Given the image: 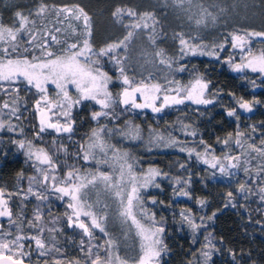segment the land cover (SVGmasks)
I'll use <instances>...</instances> for the list:
<instances>
[{
	"label": "trees",
	"instance_id": "trees-1",
	"mask_svg": "<svg viewBox=\"0 0 264 264\" xmlns=\"http://www.w3.org/2000/svg\"><path fill=\"white\" fill-rule=\"evenodd\" d=\"M240 1L198 0L197 4L201 2L203 7L200 10L192 8L197 13L192 16L183 7H178L181 5L179 0H0V24L11 28L19 26L16 13L20 12L29 21H35V24L29 23L26 27L33 34L39 33V38L47 34L44 37L46 39L49 33L57 36L59 43L49 41L50 50L54 53L83 39L81 21L70 16L63 19L61 14L56 15L55 9L65 6L83 8L91 18V41L97 50L109 43L123 41L130 30L134 35L136 29L130 26L136 22L143 24L146 20L149 24L147 31L141 28L137 36L147 42L146 32L157 37V48L171 58L174 66H183L187 76L200 77L208 84L206 96L214 102L202 109L171 111L165 121L158 125L148 117L142 118L130 113L116 122L120 129L124 128L127 121L140 123L143 129L150 125L157 126L165 134H169L172 128L189 126L190 131L195 132L194 138L199 148H205L216 156L229 152L238 157L237 171L226 176L180 151L155 150L148 154L145 149L138 153L137 159H141L143 166L153 165L162 173V178L156 184L159 187L148 189L140 196L143 213L154 214L157 224L165 229L163 241L167 251L160 257V264H204L201 251L206 243L205 236H209L219 249L213 251L208 264H264V200L261 199L264 195L261 192V188H264V155L249 147H264V78L254 75L255 82L250 83L245 76L228 68L220 59L210 58L207 54L191 56L187 49L182 54L180 44L183 38L189 46H199L204 52L215 53L223 45L224 37L238 30L264 31V0H256L257 10L254 14L251 11L246 13V23L241 18L244 13L236 7V2ZM214 2L219 5L216 7ZM41 4L47 5L48 10L42 15H36ZM117 8L131 10L136 15L130 17L125 11L119 17L114 16ZM255 14L259 19H255ZM28 39V34L23 33L14 42L0 41V59L17 56L31 59L40 56V51L27 43ZM133 41L131 38L127 42L131 45ZM13 45L16 47L15 52ZM4 48H8L11 57L4 55ZM25 48H29V51L24 52ZM123 53V49L118 51V58ZM110 61L107 57L99 58L102 70L112 78L108 87L113 95L112 106L119 110L122 86ZM5 99L0 94L2 111L1 104ZM35 99V94L30 102H27L26 97H19L16 100L18 111L24 108L29 110ZM242 101L252 104V111L241 109L239 103ZM97 109L93 101H84L74 109L73 117L81 131L91 128L90 115ZM231 110H235V116L227 114ZM28 112V119L33 122L34 112L32 109ZM10 120L18 123V130L25 126L23 117H11ZM26 131L29 137L35 136L32 124L27 126ZM0 135V188L12 194L9 207L13 217L17 212L16 203L20 201L18 186L24 188L30 181L32 165L17 147L19 134L9 131L6 125ZM35 138L36 143L50 147L52 158L61 160L64 140L49 137L48 142H45L44 138ZM237 139L240 140L239 144L236 143ZM54 148L58 150L54 151ZM69 156H65L66 160ZM79 167L85 170L88 168L85 163ZM242 184L245 186L244 192L239 191ZM179 191H186L189 195H179ZM228 193H232L231 198ZM201 200L205 202L203 205L200 204ZM182 211L197 224H201L195 233L187 223L182 222ZM56 214L60 213L56 210ZM141 219L147 220L145 215H141ZM230 253H235V258Z\"/></svg>",
	"mask_w": 264,
	"mask_h": 264
},
{
	"label": "rangeland",
	"instance_id": "rangeland-1",
	"mask_svg": "<svg viewBox=\"0 0 264 264\" xmlns=\"http://www.w3.org/2000/svg\"><path fill=\"white\" fill-rule=\"evenodd\" d=\"M179 1L181 2V5L178 7H183L184 10L189 12L192 16L197 14L192 8L200 10V8L203 7L201 2L197 4L198 0ZM205 3L208 5L207 1ZM236 3V7L241 10V13H244V16H241V18H243V23H246V13L251 11L254 14L255 10H257L258 6H256V0H241L240 2ZM215 5L217 7V5H219L218 2H216ZM61 15L63 19L67 17L64 13H61ZM254 17L255 19H259L257 14H255ZM17 27L15 26L13 29ZM143 29L147 31V28ZM135 31L136 32L132 37L134 41L131 45L126 42L127 48L123 49L124 53L122 54V57L119 58L122 61V64L117 65L111 60L110 65L112 68H114V71L118 73L117 78L122 86L121 92L123 91V88L126 87L122 83L119 70L121 66L124 68V74L127 75L129 80L133 82V86L139 84L140 82L145 84L161 85V91L158 93L160 99L155 101V106L162 108V110L159 112H154L151 107L133 108L131 104L124 105L120 102L121 97L119 95V106L121 109L116 110L115 106H111L109 109H103V111L108 112V116L101 117L99 121L93 120L91 114V128L88 127V129H84V131L79 129L77 126V121L73 117V111L80 105H74L71 112V119L74 121L72 133H57L54 129H46L44 132L40 133V119L39 112L36 109V101L41 98V93H39L35 88L26 85V83L23 81V78L13 82L0 81V94L6 97V99L1 104L3 111L0 110V121L6 123L7 128L9 125L15 127L16 130L11 132L19 134L17 141L23 140L25 142V148H19L18 144L17 147L23 151L27 161L32 165V170L30 172L31 175L29 178L30 181L26 183L24 188L18 186L17 195L18 198H20V201L18 204L16 203V214L11 218L0 217V242L9 243V248L11 249V251H6L5 255H13L14 258L22 259L23 261L29 262L30 264H56L57 261H59L60 264H77V262L78 264H90V257L86 254L87 247L89 246V238L85 236L82 230L78 227H70L68 225L67 216L71 215L72 213V210L68 208L70 198H60L61 194L56 193L52 188L53 181L51 179H49L47 183H41V181L43 180V171L50 177H56L55 183L57 186H63L61 181L66 180L67 173L73 170H78V175L81 177L91 178V174L97 173L99 171L112 175L114 181L118 180L120 171L119 164L122 163V161L113 160V153L111 150L107 152L106 156H103L98 149H94L93 151L95 153L96 159H92L91 157L87 161L83 159V154L84 151L87 150V145L90 142L89 137L93 129L106 127L108 130H110L104 135L105 142L108 145L119 149L120 153H128V163L133 165L132 171L137 177L138 185L143 183V178H146L149 175V169H155L159 171V169L153 165L146 164L143 166L141 159H137L138 153L144 151L145 149H147L145 151L146 153L148 152V154L149 152L155 150H175L183 152L190 157H194L198 162L210 167L212 170H214V172L220 175L228 176L234 174L237 171L238 159H227V157L238 158L237 156L229 154V152L224 153L222 156H216L208 152V150L205 148H199L194 138L195 135H192L193 131H190L189 126L172 128L169 134H165L157 126L150 125L148 128L143 129L144 127L142 124L134 123L133 121L132 123L127 121L124 128L121 129L120 126L116 125V122L123 115L129 113L133 116H139L142 118L148 117L149 119L153 120L155 125H158L159 123L165 121L166 115L171 111L177 109L184 111L185 108L192 110L202 109L203 107L214 102L213 99L206 96V89L203 98L211 100L212 103L196 104L191 100L185 99L184 103L182 104H169L167 106H162L163 97L165 95L170 97L177 95L174 91L175 88L180 87L183 89H189L196 83L197 80H201L204 83L205 81L200 77L192 78L187 76L188 74H186L184 67L174 66L171 58H168L166 55L163 54L162 57L157 56V52H161L156 46L157 37H154V35L151 33L146 32V36L149 41L147 42L146 39L141 40V38L137 36L138 33H140L139 31H141L140 29H136ZM246 33L251 32L238 30L233 34L224 37V43L222 47L215 53L212 52L213 54L209 55V57L213 59H220V61L226 64L228 68H231L234 72L245 76L250 83H254V75H258L261 79L264 78V73L253 72L250 68H245L242 71H235L233 68L234 64L246 62L244 58L247 56L249 49L254 55H258L261 51H264V38L259 37L250 38L249 46L246 47L244 51H241L239 48H233L231 39L232 36L234 34L245 35ZM46 35L47 34L40 38L37 35V41L42 43ZM4 41H7V39ZM90 43L92 44L91 38ZM200 51H203L202 47H198V52L196 54L197 56H203L208 53L203 51L205 54L201 55L199 54ZM188 53L192 56L190 52ZM161 59H164L166 62L161 63ZM93 60H95V57H93ZM181 68L184 70L180 71ZM58 91L59 90L56 89L55 85L51 83L47 85V96L52 104H56L61 99V97L58 96ZM34 94L36 99L32 101V105L29 108V110L32 109L35 115L33 122H31L30 119H28L30 115V112H28L29 110L24 108L23 110L18 111L19 106L16 100L19 97H26L27 102H30ZM69 94L73 100L77 99L79 95L74 87H70ZM183 95L184 93L181 92L180 97H183ZM135 100L138 104H143L145 102L144 96L140 95L139 93L136 94ZM93 102L98 107L95 112L101 111V106L95 101ZM5 103L9 105L8 108H4ZM44 106V102L41 101V107ZM14 108L17 109V111L13 114ZM59 111V109L53 108L52 112L49 113V115L52 117V122H56L57 120H59L61 123L65 122L66 118L56 114ZM245 111L248 112L247 110ZM11 117H15L16 119L23 117L22 121L25 122V126L22 127V131L18 130V123L16 121L10 120ZM30 124H32V127L34 128L33 133H35V136L32 137H29L30 135L27 133L28 131H26L27 126ZM131 129H138L137 138H132V136L124 134L129 132ZM1 131L2 130H0V133ZM37 133L40 134L37 135ZM35 137H38V139L44 138V140H46L45 142H48L47 138L49 137H53L54 140H64V149H62L60 152V155H62L61 160L58 161L56 158H52L49 153L51 150L50 147L36 143ZM28 142H31V149L33 153L43 149L51 156L54 164L56 165L55 170L51 169L48 165L40 164L36 160L35 155L29 158L27 154L29 147ZM82 145L84 146L83 148L81 147ZM70 146L72 147L71 149ZM136 148H138V150H136ZM53 150L56 151L58 149L54 148ZM67 155H70L69 158H67L68 162L65 158ZM213 157H215L216 160H213ZM98 160H107L108 162L97 163ZM206 160L208 161L207 163H205ZM81 163L87 164V170L79 167ZM212 163H216L217 166L213 168ZM233 164H235L236 167H231ZM221 165L225 167L226 172L222 173L220 171ZM159 178H162V173L161 175L156 176L147 188L139 189L140 196L144 191L155 188ZM76 182L78 183L79 181ZM124 185L125 187L128 186L127 175L125 176ZM29 186L32 187L33 193H40L41 195L45 196L46 199L41 200L38 199L33 193H28ZM6 198L8 197L6 196ZM82 199H84L87 203L92 204L93 208L91 210L97 212V214H100L101 209H103V211L107 214V221L105 223L107 235L105 233H101L98 229L94 231V238L91 240V245H101L102 247L99 249L93 247V253L95 254L98 251L99 255L104 257V249L107 247L105 241L111 238L114 239L118 245L115 251L119 254V256L123 259H126L128 264H135V261L141 254V240L136 234V229L131 225V222L129 221L126 224L122 221V218L119 215L121 206L114 193L106 190L103 184L97 182L95 186L89 185L83 190ZM105 205L107 206L106 208ZM56 210L60 214H56ZM37 211H39L41 217L39 220H36ZM135 211L138 219H141V215L144 216L141 204L136 206ZM82 219H84L86 223L89 222L87 218L82 217ZM141 221L146 224L148 223V220L146 219H141ZM18 236L24 237V239L19 241V244L23 245L22 248L14 246L11 243ZM31 237H38L42 239L45 243V248L39 249L35 243V240L31 239ZM81 240H84L85 242L84 251L81 250ZM57 249H59V251H57ZM42 252L44 254H41Z\"/></svg>",
	"mask_w": 264,
	"mask_h": 264
},
{
	"label": "snow or ice",
	"instance_id": "snow-or-ice-1",
	"mask_svg": "<svg viewBox=\"0 0 264 264\" xmlns=\"http://www.w3.org/2000/svg\"><path fill=\"white\" fill-rule=\"evenodd\" d=\"M48 10V6L41 4L37 9L36 15H42ZM56 15L59 16L61 13H64L66 16H72L76 20L81 21L83 26V39L78 43H72L67 45L66 48L62 49L59 53H54L50 50L49 41L53 43H59L57 36L49 33L48 38L44 39L43 42H37V34H33L26 25L29 23L35 24V21H29L27 16L22 15L20 12L16 13V16L19 19V27L13 29L11 27H5L0 24V41L5 39L14 42L20 37L23 33H27L29 39L27 43L30 46L38 49L41 53L40 56H33L29 59L27 56H17L16 58H6L0 59V81L13 82L20 78H23V81L26 85L31 86L38 90L41 93V98L36 101V109L39 112L40 119V133L44 132L46 129H54L57 133H72L74 121L71 119V112L74 105H80L84 101H95L101 106V111L93 112L92 119L99 121L101 117H107L108 112L103 111V109H109L114 103L113 95L108 89L109 83L112 81V78L102 70L100 66L99 58L107 57L112 60L115 64L121 65L122 61L117 58L118 50L127 48V41H130L133 36V31H128L123 41L109 43L98 50L94 49L90 43V38L92 35L91 29V18L84 11L83 8L76 6L74 8H69L67 6L55 9ZM125 11L130 17H135V13L131 10H123L117 8L113 13L114 16H121ZM147 17V14H145ZM141 19H144L143 17ZM149 24L146 22L141 24L136 22L130 26L131 29H141L148 28ZM57 32L60 29H56ZM259 37L264 38V32H251L246 33L245 35L234 34L232 36V47L239 48L241 51H244L246 47L249 46L250 38ZM182 45L181 52L185 54V49L190 52L192 55H196L198 52L199 46H189L188 42L183 38L180 40ZM222 47V46H221ZM16 51L15 45H13V52ZM29 48H25L24 52H28ZM3 53L6 57H11V53L8 48L3 49ZM199 54H205L203 51H200ZM212 55L213 53H207ZM157 56H163V52H157ZM93 57L97 59L93 60ZM246 62L240 64H234L233 68L235 71H242L245 68H250L253 72L264 73V51H261L258 55H254L249 49L247 56L244 58ZM164 59H161V63H165ZM120 74L122 78V83L126 87L123 88V91L120 93V102L124 105L131 104L133 108H147L151 107L154 112H159L162 108L155 106V101L160 99L158 93L161 91V85L159 84H145L140 82L139 84L133 86V82L129 80L128 76L124 74V68L120 67ZM184 69L181 68L180 71ZM51 83L55 85L58 89V96L61 97L60 101L56 104H52L47 96V85ZM70 87H74L76 92L79 94L78 98L73 100L69 94ZM208 84L197 80L196 83L189 89H183L177 87L174 89L177 95L163 97V105L167 106L169 104H182L184 100H191L196 104H209L212 103L211 100L204 99V92L207 89ZM18 91V90H17ZM183 92V97H180V93ZM144 96L145 102L143 104L136 103L135 97L136 94ZM41 101L44 102V107H41ZM258 103V101H257ZM7 103L4 104V108H8ZM241 109L247 111H252V104L247 101H242L239 103ZM53 108L59 109L58 114L61 117L66 118L64 123H61L59 120L52 122V117L49 115L52 112ZM17 109H13V114ZM229 116H235V110H231L227 113ZM238 118V117H237ZM5 128V123L0 121V130ZM9 131H15V127L9 125ZM22 131V129H21ZM106 127H100L98 129H93L89 137V143L87 145V150L84 151L83 159L85 161L96 159L94 149H98L99 152L106 156L109 150L112 151L113 160L122 161L119 164V178L114 181L112 175L105 172H97L91 174V178L81 177L78 175V170L69 171L67 173V179L61 181L63 186H57L55 183L56 177L49 176L47 173L42 171L43 180L41 183H47L49 179L53 181L52 188L56 193L61 194L60 198L69 197L70 202L68 203V208L72 210L71 215L67 216L68 225L70 227H78L82 230L83 234L89 238V246L87 247L86 254L90 257V264H128L126 259H123L115 251L118 247L114 239H107L105 244L107 247L104 249L105 256L101 257L97 253H93L92 248L96 247L97 249L101 248V245H91V240L94 238L93 233L95 230H99L101 233H106L105 223L107 221V214L101 209L100 214L92 211V204L87 203L82 199V192L89 185L95 186L97 182H100L104 185L106 190H109L114 193L115 197L118 198L119 204L121 206V211L119 215L122 218L124 223L131 222V225L135 227L136 234L140 237V249L141 254L139 258L135 261V264H160V257L167 251V245L164 244L163 234L164 227L158 225L154 219V214H147L146 216L148 223H143L141 219L137 218L135 211L136 206L142 203L140 197V188H147L149 184L155 179L156 176L161 175L158 170L149 169V175L146 178H143V183L137 184V177L133 173V165L128 163V153H120L119 149H116L114 146L108 145L104 140V135L108 132ZM40 133H37L39 135ZM125 135L132 136V138L138 137V129H131L129 132L124 133ZM195 135V132L192 133ZM162 139V138H161ZM19 148H25V142L23 140L16 141ZM28 147V156L31 158L35 155L36 160L43 165H48L51 169L55 170L56 165L54 164L51 156L45 152L43 149L33 153L31 149V142ZM225 144L228 143L227 140L224 141ZM236 143L239 144L240 140L237 139ZM264 143V141H262ZM84 147L83 145L81 146ZM253 151L259 152L261 155H264V147L256 148L255 145H249ZM227 159H238L236 157H227ZM213 160H216L213 157ZM107 160H98L97 163H107ZM208 161L206 160L205 163ZM216 163H212V167L215 168ZM231 167H236L235 164ZM220 171L226 172L224 166L221 165ZM127 175L128 186L125 187L124 181L125 176ZM76 181H79L78 183ZM179 183V181L177 182ZM159 187V185H155ZM240 192L245 191V186L242 184L239 188ZM261 192L264 193V188H261ZM28 193H33L31 186L28 188ZM37 196L38 199H46L45 196L40 193H33ZM179 195L188 196L189 193L186 191H179ZM12 194L6 193L3 188H0V217H9L11 218L13 213L9 207V199ZM6 196L8 198H6ZM228 196L231 198L232 193H228ZM261 199L264 200V195L261 196ZM156 203L155 200L152 201ZM205 202L200 201V204L203 205ZM235 205H233L234 207ZM107 206L105 205V208ZM182 217V222L187 223L188 226L195 233L200 227L201 224H197L190 215L185 212L180 213ZM214 215V214H213ZM82 217L88 219V223L85 222ZM41 219L39 211L36 214V220ZM211 219V217L209 218ZM24 239V237H16L11 243L14 246L23 247L19 244V241ZM35 240V243L39 249L45 248V243L42 239L38 237H31ZM206 243L203 245L201 255L204 258V264L212 258L213 251H219L216 248V245L212 243V240L209 236H205ZM84 240L80 241L81 250L84 251ZM6 251H11L9 248V243L0 242V264H24L22 259H16L13 255H5ZM59 251V249H57ZM41 254H44L43 252ZM233 258H235V253H230ZM26 255V253H25ZM56 264H60L59 261ZM78 264V262H77Z\"/></svg>",
	"mask_w": 264,
	"mask_h": 264
},
{
	"label": "water",
	"instance_id": "water-1",
	"mask_svg": "<svg viewBox=\"0 0 264 264\" xmlns=\"http://www.w3.org/2000/svg\"><path fill=\"white\" fill-rule=\"evenodd\" d=\"M24 262V264H30L29 262H26V261H23Z\"/></svg>",
	"mask_w": 264,
	"mask_h": 264
}]
</instances>
